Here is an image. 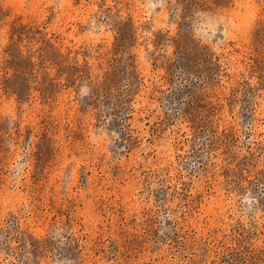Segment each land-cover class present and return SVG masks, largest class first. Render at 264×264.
Returning <instances> with one entry per match:
<instances>
[{"label":"rangeland","instance_id":"1","mask_svg":"<svg viewBox=\"0 0 264 264\" xmlns=\"http://www.w3.org/2000/svg\"><path fill=\"white\" fill-rule=\"evenodd\" d=\"M0 264H264V0H0Z\"/></svg>","mask_w":264,"mask_h":264}]
</instances>
